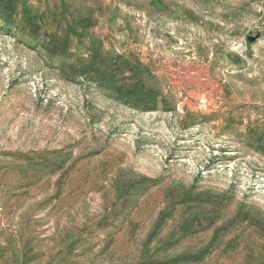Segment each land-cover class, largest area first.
Returning <instances> with one entry per match:
<instances>
[{
  "label": "rangeland",
  "instance_id": "rangeland-1",
  "mask_svg": "<svg viewBox=\"0 0 264 264\" xmlns=\"http://www.w3.org/2000/svg\"><path fill=\"white\" fill-rule=\"evenodd\" d=\"M1 1L0 264H264V0ZM50 42L166 107L67 80Z\"/></svg>",
  "mask_w": 264,
  "mask_h": 264
},
{
  "label": "trees",
  "instance_id": "trees-1",
  "mask_svg": "<svg viewBox=\"0 0 264 264\" xmlns=\"http://www.w3.org/2000/svg\"><path fill=\"white\" fill-rule=\"evenodd\" d=\"M9 9V7L3 6L0 0V11L3 13L0 25L8 29L13 28ZM15 30L22 34L24 29L15 28ZM29 38L31 35H28ZM66 44L67 42H64L61 45L57 44L56 48H52L50 42L42 44L41 49L46 51L47 60L67 80L94 84L114 101L134 110L154 111L159 106L162 109L166 107L164 99L158 100V96H160L158 91L160 90H157V81L150 72H134L128 62L118 54H106L104 59L99 58L93 66L78 65L77 60L72 59L73 54ZM256 139L264 142L263 135L256 136Z\"/></svg>",
  "mask_w": 264,
  "mask_h": 264
}]
</instances>
